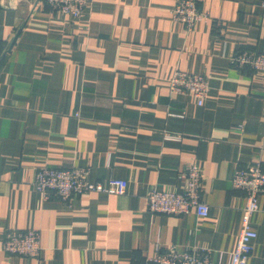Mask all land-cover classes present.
<instances>
[{
	"label": "crops",
	"instance_id": "obj_1",
	"mask_svg": "<svg viewBox=\"0 0 264 264\" xmlns=\"http://www.w3.org/2000/svg\"><path fill=\"white\" fill-rule=\"evenodd\" d=\"M174 3L87 0L74 17L46 0H0V264H157L169 247L227 263L245 204L232 176L254 161L264 172V71L232 62L264 53V0H198L208 19L191 31L171 18ZM176 69L207 78L202 105L170 92ZM189 165L202 170L208 214L149 211L148 191H182ZM44 166L87 167L124 192L43 200L32 181ZM251 226L248 263L264 264V194ZM28 229L38 257L1 249Z\"/></svg>",
	"mask_w": 264,
	"mask_h": 264
},
{
	"label": "built area",
	"instance_id": "obj_2",
	"mask_svg": "<svg viewBox=\"0 0 264 264\" xmlns=\"http://www.w3.org/2000/svg\"><path fill=\"white\" fill-rule=\"evenodd\" d=\"M52 9L74 17L82 15L87 0H46ZM171 18L183 24L186 31L194 25L208 19L207 13L198 8V0H175L171 9ZM235 66H249L254 70L264 71V53L245 50L232 58ZM171 93L191 94L202 105L209 90L207 78L202 74H192L175 70L169 78ZM168 138L177 139L175 133H167ZM186 184L182 191L151 189L146 195L147 207L153 213L183 215L194 212L204 217L208 214V205L200 194L202 170L197 165H189L185 171ZM232 186L245 193V204L241 214V224L235 248L230 252L225 264H249L248 259L257 236L251 226V217L258 210V197L264 194V172L259 161L249 163L247 167L237 169L231 179ZM34 188L43 200L57 197L69 202L75 195L87 192H104L121 194L125 183L122 179L109 177L101 181H90L87 167L72 166L54 168L44 166L36 170L32 181ZM39 233L35 229L24 232L11 230L6 233L1 249L6 253L25 257L40 255ZM157 264H217L210 259L209 250L205 248L169 247L163 251L156 250L150 258Z\"/></svg>",
	"mask_w": 264,
	"mask_h": 264
},
{
	"label": "water",
	"instance_id": "obj_3",
	"mask_svg": "<svg viewBox=\"0 0 264 264\" xmlns=\"http://www.w3.org/2000/svg\"><path fill=\"white\" fill-rule=\"evenodd\" d=\"M17 35H18V33H17ZM17 35H16V37H17ZM16 37H15V38H16ZM14 40H15V39H14Z\"/></svg>",
	"mask_w": 264,
	"mask_h": 264
}]
</instances>
